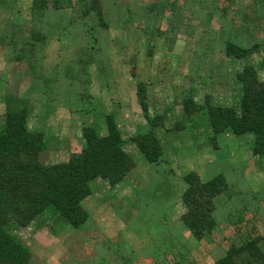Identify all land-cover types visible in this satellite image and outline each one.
Listing matches in <instances>:
<instances>
[{"label": "rangeland", "instance_id": "obj_1", "mask_svg": "<svg viewBox=\"0 0 264 264\" xmlns=\"http://www.w3.org/2000/svg\"><path fill=\"white\" fill-rule=\"evenodd\" d=\"M31 1L3 0L1 35L9 33L17 23L30 21ZM259 1L219 0L217 11H210V0L108 1L114 18L103 32L102 49L96 53L107 68L100 82L95 65L91 67L92 84L88 89L69 85L75 50L62 48L56 40L49 44L44 62L49 75L58 76L60 82L52 90L59 88L71 97L61 96L53 112L37 106L30 121L32 128L47 133L48 162L66 161L72 152L81 149L82 127L94 122L92 115L79 110L86 103L76 94L86 89L94 100L103 101L108 112H115L128 140L127 150L137 166L123 188L120 184L110 186L101 178L96 184L94 181L95 195L93 192L83 202L92 217L83 227H72L58 213L46 222L39 218L28 227L10 222L9 230L33 252V264H152L153 260L167 264L175 252L184 254L187 264H213L225 254L235 235L231 214L233 220H238L237 210L246 207L254 218L252 223H259L264 232V202L246 204L239 192H260L264 197V155L253 154L254 136L227 132L212 141L206 112L202 110L188 120L182 111L183 96L190 91L199 102L211 95L215 101L236 103L240 89L235 73L242 63L225 56L222 46L228 38L264 39V7ZM152 3L166 7L160 16V5L154 11ZM126 5L133 14L131 23L122 28L116 15L121 8L125 15ZM263 60V51L247 59L262 78ZM25 67L14 62L9 46L0 41V126L4 123L7 88L18 84L24 91L30 83L28 75L20 78ZM139 79L147 84L152 114L171 107L165 112V126L158 130L166 152L165 160L159 164L149 162L130 141L146 122L137 96ZM44 99L38 95L36 102ZM68 106L77 109L73 111ZM182 125L186 126L181 128ZM100 127L105 133L102 120ZM191 170L197 171L203 181L224 174L234 192L233 198L217 211L222 227L202 240L194 237L181 220L185 211L181 200L183 176ZM96 210L100 213L93 216ZM165 255L169 256L166 260Z\"/></svg>", "mask_w": 264, "mask_h": 264}, {"label": "trees", "instance_id": "obj_2", "mask_svg": "<svg viewBox=\"0 0 264 264\" xmlns=\"http://www.w3.org/2000/svg\"><path fill=\"white\" fill-rule=\"evenodd\" d=\"M108 1L32 0L29 7L30 21L17 23L4 36L0 34V41L9 46L14 62L26 66L20 78L25 74L30 78L24 91H20L16 84L15 87H8L4 95V123L0 126V264H33V252L9 230L10 222L28 227L39 218L46 222L58 213L72 227H83L92 217L83 202L94 192V181L101 178L110 186H116L137 166L136 160L126 148L128 140L117 122L115 112H108L103 108V101L94 100V96L87 93L86 89L76 94L78 100L86 103V107L79 110L92 115L94 122L82 127V147L72 152L68 160L48 162L47 133L44 129H34L30 125L37 106L53 112L61 96L71 97L59 88L52 90L60 83L59 77L49 75L50 71L44 61L46 49L53 40L58 41L62 48L75 50L71 57L74 66L68 77L70 86L88 89L92 84L90 75L93 65L100 82L105 76L106 63L102 57L98 59L96 53L102 49L103 32L114 18V9ZM218 2L210 0V11H217ZM260 2L264 7V0ZM2 3L3 0H0ZM157 5H160V16L166 7L161 3H152L154 11ZM132 14L130 6L126 5L125 15L121 8L116 15L118 26L127 27L131 23ZM222 51L228 58L242 63L241 69L235 73V82L240 89L237 104L215 101L211 95H206L199 102L190 91L183 96V115L192 120L204 110L211 127L212 141L227 132L236 135L252 134V152L263 156L264 78L247 59L264 52V39L258 41L252 37L248 41H239L228 38L223 42ZM38 95L45 97L41 103L36 102ZM137 96L146 122L138 127L130 141L149 162L162 163L166 152L158 130L165 126V112L169 107L162 113L152 114L147 84L141 79L137 82ZM68 107L71 110L77 109ZM101 120L106 126L105 133L100 127ZM175 126L180 128L179 123ZM183 179L186 188L181 194V200L185 211L181 220L198 240L211 237L222 227L217 211L234 196L230 183L222 173L203 181L194 170L185 173ZM239 192L246 204L264 202L260 192ZM261 209L259 207L257 210ZM248 214V207L237 210L238 220H233L234 214H231L235 235L225 254L213 264H264V232L259 223H252L253 217ZM161 262L153 260L151 263ZM167 264H187V259L184 254L175 252Z\"/></svg>", "mask_w": 264, "mask_h": 264}, {"label": "crops", "instance_id": "obj_3", "mask_svg": "<svg viewBox=\"0 0 264 264\" xmlns=\"http://www.w3.org/2000/svg\"><path fill=\"white\" fill-rule=\"evenodd\" d=\"M169 109H171V107H169ZM169 109H168V110H169ZM126 148H127V146H126ZM129 176H130V175H128V176L126 177V179H125L122 183H120V185L118 184V185L120 186V188H121V187L123 188V187L125 186V184L128 183V181H129L130 178H131V177L129 178ZM183 180H184V179H183ZM98 181H99V180H96L95 184H96ZM103 183H104V182H103ZM184 185H185L184 188H186V183H185V181H184ZM116 186H117V185H116ZM116 186H115V187H116ZM183 190H184V189H182V191H183ZM96 191H97V190H96V187H95V185H94V195H95V192H96ZM95 201H96V200H95ZM97 203H98V201L96 202V205L98 206ZM99 213H100V211H97V210H96L95 213H94V211H93V216H98ZM32 225H33V224H32ZM110 228H111V227H110Z\"/></svg>", "mask_w": 264, "mask_h": 264}]
</instances>
